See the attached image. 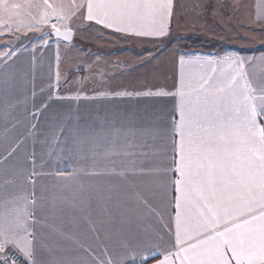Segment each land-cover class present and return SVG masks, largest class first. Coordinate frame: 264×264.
I'll use <instances>...</instances> for the list:
<instances>
[{
	"label": "snow or ice",
	"instance_id": "6c2138e0",
	"mask_svg": "<svg viewBox=\"0 0 264 264\" xmlns=\"http://www.w3.org/2000/svg\"><path fill=\"white\" fill-rule=\"evenodd\" d=\"M19 7L0 0V12ZM42 7L41 19L54 16L57 22L35 38L41 45L34 51L47 49L48 38L57 47L67 42L73 33L62 21L81 12L88 21L138 37L166 34V20L174 12L173 0H81L73 5L44 0ZM257 8V20H264V0ZM8 27L0 21V30ZM18 59L15 48L0 46L8 142L0 160V264H136L137 256L146 261L156 255L149 233L171 242L158 264H264V60L254 80L242 57L181 55L180 85L173 94L179 98L177 116L164 126L71 125L53 114L45 129L29 122L25 133L11 136L17 126L9 118L18 103L13 96L21 77L13 68ZM185 64L200 70L185 79ZM255 64L253 59L248 66ZM48 107L41 101L28 115L37 121ZM29 135L41 142V167L44 156L57 154L84 165L68 174L48 173L54 180L115 176L123 186L43 184L38 194L44 173L37 168L35 150L25 153L23 165L17 161ZM139 209L160 223L163 236L152 232ZM81 223L95 247L82 241Z\"/></svg>",
	"mask_w": 264,
	"mask_h": 264
},
{
	"label": "crops",
	"instance_id": "0c3cea01",
	"mask_svg": "<svg viewBox=\"0 0 264 264\" xmlns=\"http://www.w3.org/2000/svg\"><path fill=\"white\" fill-rule=\"evenodd\" d=\"M178 1L180 0H173L174 12L180 8V6L178 7ZM43 2L44 0H8L9 5L18 4L21 7L10 9L7 13L0 12V21L9 25L8 28L0 30V46L7 44L16 49L19 53V59L16 60L13 68L21 72V77H18L13 91V96L18 103L9 119L11 123L17 126L15 130L11 131V136L25 133L29 122L39 123L40 129H45L48 125V118L53 114H59L71 125L79 123L81 126L86 124H104L105 122L122 125L128 129H136L148 124L167 125L173 117L177 116L174 108L179 98L173 94L180 85L182 69L179 57L181 55H185L186 59L188 57L195 58L196 56L223 57L230 55L242 57L246 61L245 67L250 78L254 80L259 79L262 71L260 65L261 61L264 60V48L232 47L225 44L208 52L163 49L151 58L139 63H129L126 59H120V57L114 58V54L118 55L117 53L121 52L117 46L103 49L104 52L102 53L104 54L102 55L104 58L99 57L97 53H101V51L95 49L89 51L92 54H85L81 58L77 56L70 60L63 53L65 46H70L71 41L65 42L61 40L57 47V44L52 42V38H48L49 46L47 49L40 48V51H34L41 45V41L35 38L47 32L46 29L57 22L54 16L46 21L41 19L45 11L42 7ZM80 2L81 0H48L50 4L62 3L64 5H73ZM258 3L259 0H239L240 6H237V0H204V5L196 4L199 7L193 4L189 7L185 5V7L201 14L203 12H214L217 8L223 9L224 4L231 8L230 11L237 13L240 17L264 23V20H257ZM174 12L171 18L166 20V34L153 37H138L115 32L112 29L96 24L95 21L86 20L83 12L72 16L71 19L63 20L62 23L69 25L74 30L72 45H75L78 41L79 45L80 39H77V36L80 33L85 34L90 33V31L98 32L101 30L111 35L127 38L162 39L169 36L175 24ZM37 21L40 27H32L31 25ZM32 33H34V36L31 35ZM204 33L206 32L204 31ZM169 46L167 47L169 48ZM77 49L81 50L79 47ZM231 49L235 51L229 52L228 50ZM8 51V48L3 49V52ZM57 52L61 58L59 62L56 60ZM33 55L35 56L34 62ZM253 59H255L256 64L249 67L248 65L252 64ZM0 67H3L2 62H0ZM199 70L196 66L189 68L185 64L183 68L185 79H187L189 72L196 73ZM57 72L60 74L59 77L56 75ZM33 91L36 93L35 99L32 97ZM149 91L165 92L169 95H143V93ZM123 93L128 94L124 95ZM5 99L4 89L0 88V160L3 159L4 149L8 143L3 135V129L6 127L2 111ZM41 101H46L49 107L44 111L43 115L38 117L37 121H32L28 113L33 111L34 105H39ZM32 150H35L38 157V170L44 173L39 178V184L37 185L38 194L40 185L43 184L65 183L73 189L80 184L87 188H101L109 185L123 186V179L115 176H88L81 174L78 175L76 180L64 182L54 180L48 173L60 171L68 174L73 169L82 168L84 165L76 159L57 154L51 159L48 156H44V164L41 167L39 159L42 155L41 142L31 135L27 137L25 147L18 154V163L23 165L25 153ZM154 203H158V201H154ZM139 211L144 216L145 223L152 229V232L163 236V232L160 231V223L148 215L146 210L139 209ZM172 215H174V212ZM166 219L167 217H165ZM130 227L133 231L138 228L134 223ZM78 232L85 233L81 236L84 243H92L93 247H95V242L91 241L89 234L86 233V225L81 223ZM149 236L153 240L154 245H156L154 248L156 255L152 256L149 254V258L146 261L137 256L136 264H158V261L163 259L165 248L171 247V242L167 236H164L162 241L156 239L152 233H149ZM144 238L143 235L140 236L141 240ZM110 247H114V245H110ZM85 259H89V257H85Z\"/></svg>",
	"mask_w": 264,
	"mask_h": 264
},
{
	"label": "rangeland",
	"instance_id": "374dc122",
	"mask_svg": "<svg viewBox=\"0 0 264 264\" xmlns=\"http://www.w3.org/2000/svg\"><path fill=\"white\" fill-rule=\"evenodd\" d=\"M191 4L204 5V0L178 1V7L180 6V8L174 12L175 24L167 38H127L111 35L102 30L98 32L90 31V33H80L77 36V39H80L79 45V41L75 45H72L73 41H71L70 46H65L63 54L72 60L77 56L81 58L85 54H92L89 51L96 49L101 51L97 55L104 58L102 55L104 54L102 53L104 52L103 49L117 46L121 52L117 53L118 55L114 54V58L120 57V59H126L129 63H139L151 58L163 49L171 51L201 49L205 51L217 49L222 44L242 48H264V23L240 17L237 13L230 11L231 8L224 4L223 9L217 8L214 12H203L201 14L188 8ZM185 5L188 7L186 8ZM49 29L50 27L46 31ZM33 34L31 35L34 36ZM170 38H173V40L168 48L165 43ZM76 40L74 41L76 42ZM78 47L82 51L77 49ZM228 51L234 52L235 50Z\"/></svg>",
	"mask_w": 264,
	"mask_h": 264
},
{
	"label": "trees",
	"instance_id": "16d2710c",
	"mask_svg": "<svg viewBox=\"0 0 264 264\" xmlns=\"http://www.w3.org/2000/svg\"><path fill=\"white\" fill-rule=\"evenodd\" d=\"M169 37V36H168ZM167 38V37H166ZM172 40H173V38H170V39H168L167 41H166V45H168L169 46V44H171V42H172ZM197 51H201V52H208V51H213L214 49H211V50H201V49H196ZM195 49H193V50H189V49H184V51H187V52H192V51H196Z\"/></svg>",
	"mask_w": 264,
	"mask_h": 264
},
{
	"label": "water",
	"instance_id": "95a60500",
	"mask_svg": "<svg viewBox=\"0 0 264 264\" xmlns=\"http://www.w3.org/2000/svg\"><path fill=\"white\" fill-rule=\"evenodd\" d=\"M71 30H72L73 35H72V37L68 41H72L73 38H74V30L73 29H71Z\"/></svg>",
	"mask_w": 264,
	"mask_h": 264
}]
</instances>
